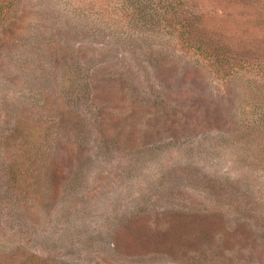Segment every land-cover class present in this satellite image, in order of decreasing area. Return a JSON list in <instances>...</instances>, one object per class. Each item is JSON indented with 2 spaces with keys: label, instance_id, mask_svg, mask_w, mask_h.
Wrapping results in <instances>:
<instances>
[{
  "label": "rangeland",
  "instance_id": "rangeland-1",
  "mask_svg": "<svg viewBox=\"0 0 264 264\" xmlns=\"http://www.w3.org/2000/svg\"><path fill=\"white\" fill-rule=\"evenodd\" d=\"M0 264H264V0H0Z\"/></svg>",
  "mask_w": 264,
  "mask_h": 264
}]
</instances>
